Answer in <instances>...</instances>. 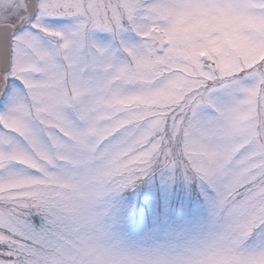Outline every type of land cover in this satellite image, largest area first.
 Here are the masks:
<instances>
[{"label":"snow or ice","instance_id":"snow-or-ice-1","mask_svg":"<svg viewBox=\"0 0 264 264\" xmlns=\"http://www.w3.org/2000/svg\"><path fill=\"white\" fill-rule=\"evenodd\" d=\"M160 15L153 0H0V264H148L101 242L111 195L155 163L194 176L207 212L171 264L204 237L218 264H264V29L234 19L173 50Z\"/></svg>","mask_w":264,"mask_h":264},{"label":"rangeland","instance_id":"rangeland-1","mask_svg":"<svg viewBox=\"0 0 264 264\" xmlns=\"http://www.w3.org/2000/svg\"><path fill=\"white\" fill-rule=\"evenodd\" d=\"M93 36L102 44H117L109 33ZM122 37L136 39L130 33ZM116 55L127 59L122 52ZM158 164L117 188L108 202V237L121 250L149 259L170 257L198 242L207 215L197 179L180 167Z\"/></svg>","mask_w":264,"mask_h":264},{"label":"clouds","instance_id":"clouds-1","mask_svg":"<svg viewBox=\"0 0 264 264\" xmlns=\"http://www.w3.org/2000/svg\"><path fill=\"white\" fill-rule=\"evenodd\" d=\"M153 3L161 6L158 26L167 41L166 47L173 50L205 47L202 36L217 27L230 31L234 19L245 30L252 25L264 29V16L255 12V0H153ZM101 243L113 255L148 264H171L189 255L185 249L164 259H149L121 250L109 237ZM202 251L204 255L191 257L193 264H218L221 257L213 238H202Z\"/></svg>","mask_w":264,"mask_h":264},{"label":"trees","instance_id":"trees-1","mask_svg":"<svg viewBox=\"0 0 264 264\" xmlns=\"http://www.w3.org/2000/svg\"><path fill=\"white\" fill-rule=\"evenodd\" d=\"M157 167H158V168L161 167V164L159 163V164L157 165ZM190 195H192V192H190Z\"/></svg>","mask_w":264,"mask_h":264}]
</instances>
